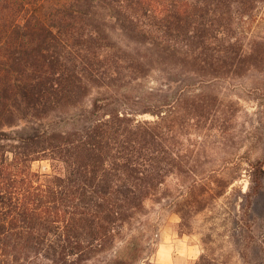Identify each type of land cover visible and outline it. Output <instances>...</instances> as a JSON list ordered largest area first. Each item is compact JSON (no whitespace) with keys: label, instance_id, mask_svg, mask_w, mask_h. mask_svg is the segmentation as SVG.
<instances>
[{"label":"trees","instance_id":"obj_1","mask_svg":"<svg viewBox=\"0 0 264 264\" xmlns=\"http://www.w3.org/2000/svg\"><path fill=\"white\" fill-rule=\"evenodd\" d=\"M236 1L0 0V264H87L160 199L180 172L172 117L136 122L111 98L152 71L226 73L235 52L212 48L202 6Z\"/></svg>","mask_w":264,"mask_h":264},{"label":"rangeland","instance_id":"obj_2","mask_svg":"<svg viewBox=\"0 0 264 264\" xmlns=\"http://www.w3.org/2000/svg\"><path fill=\"white\" fill-rule=\"evenodd\" d=\"M202 8L212 48L233 51L236 60L204 78L180 68L152 71L113 95L136 122L152 123L158 111L172 117L162 123L172 128L164 144L180 172L165 179L160 199L146 201L123 240L87 264L122 255L129 264H200L202 255L209 264H264V0ZM31 169L52 171L45 159Z\"/></svg>","mask_w":264,"mask_h":264}]
</instances>
